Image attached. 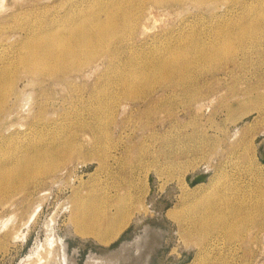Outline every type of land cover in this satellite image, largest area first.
<instances>
[{
	"label": "rangeland",
	"instance_id": "obj_1",
	"mask_svg": "<svg viewBox=\"0 0 264 264\" xmlns=\"http://www.w3.org/2000/svg\"><path fill=\"white\" fill-rule=\"evenodd\" d=\"M53 1L41 0L33 6L25 0H0V23L5 26L0 34V63L8 61L15 51L2 47L1 42L20 45L27 32L25 26L10 25L13 11L29 7L36 13L48 9ZM239 2L256 5L258 0H217L213 8L194 1L164 6L149 4L154 7L153 15L159 16L157 23L154 16L150 17L153 18L149 19L150 25H155L150 34L180 27L207 33L220 15L227 19L240 12ZM246 42L255 45L239 58L242 62L233 72L215 69L220 77L217 83L213 84L216 77L212 79L209 70L196 69L198 79L214 85L205 94L213 93L215 99L207 100L200 113L194 102H187L180 89L170 84L171 89L159 107H151L154 103H149L150 96L137 101L122 97L111 109V117L105 119L107 113L102 112L105 105L93 91L106 76L107 55L97 57L69 80L51 76L38 80L28 73L18 76L0 134L9 136L15 132L16 143L39 126V130L52 131L59 138L70 137L76 128L78 136L82 133L84 147L61 164L53 177L38 185L29 184L27 190L16 191L13 198L5 199L10 200L7 204H0V264H35L39 252L46 251L44 244L46 248L50 245L57 249L59 238L67 243L68 254L76 264H87L90 256L114 252L132 240L135 220L109 242L70 231L76 192L94 196L97 211L101 197L105 203L99 209H103L107 199L112 201L107 208H114L120 192V196L131 201V217L143 216L156 231L163 233L162 244L150 264H264V214L259 222H248L237 237L222 230L202 229H194L187 237L184 231H192L193 224L180 225L178 217L168 216V211L174 209L179 215L184 211L191 217L185 208L205 191L225 192L228 185L229 195L243 192L249 196L253 195L257 182L264 181V103L260 99L264 97V36L259 35L256 40L246 38ZM97 64L100 68L92 72ZM113 80L115 84L114 75ZM224 97L228 98L227 104L231 102L232 111L221 106ZM259 105L261 108L255 109ZM37 116L41 117V125L34 123ZM86 123H105L109 128V135L101 139L98 147L89 127H81ZM84 132L88 138H84ZM203 133L211 137L210 144L199 141L200 134L208 138ZM3 142L0 139V146ZM220 166L224 170H218ZM203 172H207V178L193 184L191 180ZM140 204V209H134ZM21 219L27 225L23 222L21 227L18 225L20 233L17 229L15 239L8 233ZM50 226L54 231L49 230ZM182 229L184 234L180 232ZM55 243L58 245L54 246Z\"/></svg>",
	"mask_w": 264,
	"mask_h": 264
},
{
	"label": "bare ground",
	"instance_id": "obj_2",
	"mask_svg": "<svg viewBox=\"0 0 264 264\" xmlns=\"http://www.w3.org/2000/svg\"><path fill=\"white\" fill-rule=\"evenodd\" d=\"M25 1L37 6L41 0ZM189 1L211 8L217 3V0H54L48 9L40 12L34 13L29 7L13 11L10 25L25 26L27 32L20 45L12 46L9 41L1 42L2 47H11L15 51L8 61L0 63V125L9 110V99L16 90L18 76L28 73L38 80L45 76L69 80L74 73L104 55L108 56L106 76L93 92L105 105L102 109L103 113H107L103 116L105 119L111 117V109L122 97L126 101H137L142 98L146 100L150 96L149 103H154L151 107H159L172 85L180 89L187 102H194L195 110L200 113L207 100L214 101L213 93L212 96L205 94L214 85L209 82L205 84V81L198 79L196 69L209 70L211 78L216 77L213 84L220 78L215 71L218 67L224 69L225 73L235 70L242 62L239 58L255 45L247 43L246 38L256 40L259 35L264 36V0H258L256 5L239 2L242 8L240 12L227 19L220 15L207 33L199 29L184 30L180 27L150 34L155 26L150 25L149 19H153L150 17L154 16L156 23L159 17L153 15V6L176 5ZM149 4L154 5L148 6ZM4 28L0 23V34ZM238 43L241 45L238 46ZM98 68L99 64L92 72H96ZM110 88L113 90H108ZM260 99L264 103V97ZM227 101L228 98L224 97L221 106L232 111L231 102L227 104ZM255 107L259 110L261 105ZM102 114L96 113L98 116ZM36 118L34 123L41 125V117ZM83 126L89 127L97 147L101 139L109 135V128L105 123H86L81 127ZM39 127L24 134L16 143L15 132L9 136L0 134L1 141H4L0 146L1 205L7 204L10 200L5 202V199L13 198L16 191L22 192L28 189L29 184L38 185L53 177L61 164L69 161L78 150H83L82 133L78 136L76 128L72 130L70 137L59 138L54 133L51 134L52 131L44 132ZM83 135L88 138L85 132ZM205 136L208 138L200 134L199 141L210 144L211 137ZM14 145L16 146L12 151H9ZM197 148L200 150L201 146L197 145ZM220 169L224 170V167L220 166L218 170ZM236 186L242 189L241 185ZM224 189L225 192L215 189L195 196L185 208L188 209V215L192 214L191 217H187L184 211L179 215L174 209L168 211V216L178 217L180 225L185 222L193 224L192 231H180H184L187 237L191 232L194 233V229L206 232L222 230L231 237H237L240 235L238 231L248 226V222L258 221L264 214V181L257 182L253 195L249 196L243 192L229 195L228 185ZM120 194L121 192L116 195L114 208H107L108 203L112 204L111 199H107L103 209H99L105 203L101 197L98 211L95 208V202L98 201L94 196H83L79 192L74 196L68 227L74 233L92 235L100 242H109L131 220H135L136 224L131 241L124 242L114 252H105L103 256H90L87 264H150L162 244L163 233L148 224L142 214V217H131V201ZM141 207L140 204L134 209ZM23 219L20 223H15L17 225L13 224L8 233L15 239ZM49 230L54 231L51 226ZM59 243L60 247L57 249L50 245L46 248L44 244L46 254L39 252L40 258L35 255L38 260L35 264H76L68 254L64 239L59 238ZM31 255L34 257V254Z\"/></svg>",
	"mask_w": 264,
	"mask_h": 264
},
{
	"label": "water",
	"instance_id": "obj_3",
	"mask_svg": "<svg viewBox=\"0 0 264 264\" xmlns=\"http://www.w3.org/2000/svg\"><path fill=\"white\" fill-rule=\"evenodd\" d=\"M263 160H264V158H263ZM206 178H207V173H201V174L195 176V177L191 180V182H192L193 184H196L197 182L203 181V180L206 179Z\"/></svg>",
	"mask_w": 264,
	"mask_h": 264
}]
</instances>
